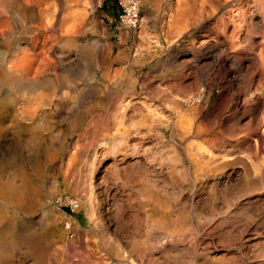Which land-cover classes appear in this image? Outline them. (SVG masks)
I'll list each match as a JSON object with an SVG mask.
<instances>
[{"label":"rangeland","instance_id":"1","mask_svg":"<svg viewBox=\"0 0 264 264\" xmlns=\"http://www.w3.org/2000/svg\"><path fill=\"white\" fill-rule=\"evenodd\" d=\"M16 1L0 0V264H264L256 0H140L134 36L118 0ZM234 18L242 66L214 63Z\"/></svg>","mask_w":264,"mask_h":264},{"label":"bare ground","instance_id":"2","mask_svg":"<svg viewBox=\"0 0 264 264\" xmlns=\"http://www.w3.org/2000/svg\"><path fill=\"white\" fill-rule=\"evenodd\" d=\"M26 1V0H25ZM34 1V0H33ZM33 1L31 2V3H33ZM39 1H42V0H39ZM15 2H17L16 0H2V3L3 4H5L6 5V7L7 8H9V9H14L15 10V12H16V10L17 9H21L20 7H23V4H20V7L17 5V3H15ZM30 2V1H29ZM36 2V1H35ZM38 2V1H37ZM256 2H257V4H256V8H255V10H251V12H252V14H257V15H259V17H260V19L257 21V23H256V25L259 27V28H263L264 29V0H256ZM27 3H28V1H27ZM36 4V3H35ZM34 6V5H33ZM21 12V11H20ZM17 13V12H16ZM18 14V13H17ZM34 14V13H33ZM17 16V15H16ZM241 16V15H240ZM20 19V18H19ZM4 20V19H3ZM233 24H234V27H233V29L231 30V33L228 35V39H227V41L225 42V45L224 46H221V44L220 43H215V44H212V45H210V54L212 55V60H213V62L215 63L216 61H218L221 57H223V56H225V57H227V58H230L231 57V59H232V61H233V63H236V64H238V65H240V66H242V64L241 63H243V60H242V58L240 57V55L238 56V53H236V50H238V49H236V37H238L237 36V34L241 31V28H242V26H243V24H242V19H236V18H234L233 19ZM244 22V21H243ZM248 24V23H247ZM253 24V23H252ZM51 25V24H50ZM1 26H2V24H1ZM176 26V25H175ZM225 26H226V24L223 26V28L221 29V31L222 32H224V34L225 35H227L226 33H227V30H226V28H225ZM249 26V25H248ZM252 26H255V24H253ZM244 27H245V25H244ZM175 28V27H174ZM243 30V29H242ZM250 32V31H249ZM264 32V31H263ZM264 37V36H263ZM262 37V41H260V42H262L261 43V45H262V50L261 51H259V53L258 54H256V56L254 55V56H252L250 59H249V67H251V68H259V69H262V72H261V74H264V38ZM6 38V37H5ZM4 38V39H5ZM226 38H227V36H226ZM247 38H250L251 39V37H249V35H248V37H246V40H248ZM249 39V40H250ZM252 40V39H251ZM250 40V41H251ZM36 41V40H35ZM149 42V41H148ZM254 42V41H253ZM36 43H38V42H36ZM35 43V44H36ZM239 45V44H238ZM36 46H37V44H36ZM239 47V46H238ZM36 48V47H35ZM252 48V47H251ZM250 51V50H249ZM4 56V55H3ZM243 57V56H242ZM5 58H6V56H5ZM0 59L2 60V59H4V58H1L0 57ZM8 60V59H7ZM9 62V61H8ZM15 62V61H14ZM2 63H4V62H2ZM12 63V62H11ZM6 64V63H5ZM14 63H12V64H10V65H13ZM18 64V63H17ZM16 64V62H15V65H17ZM7 65V64H6ZM9 65V64H8ZM9 65V68L11 67ZM19 65V64H18ZM18 65H17V67H18ZM3 66V65H2ZM5 67V66H4ZM17 67H15V68H17ZM8 68V67H7ZM13 68H14V66H13ZM20 69H21V67H19ZM23 68V67H22ZM4 69H6V67L4 68ZM19 69V70H20ZM1 70V69H0ZM2 70H3V67H2ZM9 70H11L12 71V69L10 68ZM17 70V69H16ZM22 70V69H21ZM20 70V72H22ZM37 70V69H36ZM35 70V71H36ZM252 70V69H251ZM14 71H15V69H14ZM13 71V72H14ZM26 71V70H25ZM38 71H39V69L36 71L37 73H35L36 75L35 76H37V75H39V74H41V72L40 73H38ZM40 71H42V69L40 70ZM260 71V70H259ZM16 72V71H15ZM34 72V71H33ZM1 73H2V71H1ZM4 74V73H3ZM8 73H6V75H7ZM21 74V73H20ZM236 75V74H235ZM239 75V74H238ZM253 76H254V73L253 74H251V75H248V76H245V80H248V81H251L252 79H253ZM2 77V76H1ZM7 77V76H6ZM263 77H264V75H263ZM16 78V77H15ZM31 78V77H30ZM37 78V77H36ZM40 78V77H39ZM10 79V78H9ZM17 79V78H16ZM15 79V80H16ZM33 79V78H32ZM1 80H3V79H1ZM0 80V81H1ZM6 80H8V78L6 79ZM11 80V79H10ZM26 80V79H25ZM38 80V79H37ZM37 80H35V81H37ZM9 81V80H8ZM14 81V80H13ZM17 81V80H16ZM39 81V80H38ZM3 82V81H2ZM15 82V81H14ZM18 82V81H17ZM16 82V83H17ZM22 82V81H21ZM10 83V82H9ZM30 83V82H29ZM28 83V84H29ZM32 83V82H31ZM34 83V82H33ZM36 83V82H35ZM34 83V84H35ZM250 83V82H249ZM13 84V83H12ZM18 84V83H17ZM20 84V88L21 87H23V84H22V86H21V83H19ZM27 84V85H28ZM40 84V83H39ZM42 84V83H41ZM29 85H31V84H29ZM28 85V86H29ZM37 85H38V83H37ZM25 86V85H24ZM39 86V85H38ZM34 87V85L32 86V88ZM19 88V87H18ZM28 87L26 86V89H27ZM29 88H30V86H29ZM34 89H37V87L35 88L34 87ZM22 90V89H21ZM31 90V89H30ZM256 90H258V88L256 89ZM20 91V90H19ZM35 91H37V90H35ZM25 92H26V90H25ZM29 92V91H28ZM32 92V91H31ZM21 93V92H20ZM34 93V92H33ZM29 94H30V92H29ZM32 94V93H31ZM34 94H36V93H34ZM260 94V93H259ZM253 98V97H252ZM251 100V99H250ZM255 105V108L258 110V111H260V112H263V116H264V108L262 107V101L261 102H255L254 103ZM256 104H258V105H256ZM38 107V106H37ZM36 108V107H35ZM39 111V110H38ZM24 112V111H23ZM25 115V114H24ZM29 115H31V114H29ZM26 116V115H25ZM27 117V116H26ZM19 119V118H18ZM29 119V118H28ZM22 120H24V119H22ZM15 123V122H14ZM18 123V122H17ZM257 141V140H256ZM254 144V143H253ZM253 146V145H252ZM210 149V148H209ZM198 150V151H197ZM196 151V153L195 154H198L197 156H203V158L205 157H207V158H209V160L210 159H212V153L210 152V150L208 151V150H201V148H199V149H197ZM207 151V152H206ZM194 153V152H193ZM194 155V154H193ZM217 156V155H216ZM201 159V158H200ZM205 162V161H204ZM205 164V163H204ZM86 206H87V208H86V210H87V215H89V216H93L94 215V210H95V208L93 207V205H92V203H91V201H90V199L89 198H87L86 199ZM152 223V222H151ZM170 222L169 221H167V220H154V222H153V224L154 225H157L156 227L158 228V226H159V228H160V226L162 227H164V225H168ZM152 226L153 225H151L150 227L152 228ZM155 227V228H156ZM162 227V228H163ZM166 227V226H165ZM154 229V228H153ZM152 229V230H153ZM155 230V229H154ZM151 232V231H150ZM9 243L8 244H10V241H8ZM0 243H3V242H0ZM4 244V246H5V243H3ZM11 245V244H10ZM0 246H2L1 244H0ZM4 246L3 247H1V248H4ZM0 248V249H1ZM6 248V247H5ZM9 246L7 247V250H8V253H9ZM2 251H5V250H2ZM118 252V251H117ZM3 254V252H0V254ZM4 254H6V251H5V253ZM120 256H121V254H119ZM3 256V255H2ZM2 256H0V257H2ZM3 257H5V256H3ZM2 257V258H3ZM131 257V256H130ZM50 258V257H49ZM63 258V257H62ZM131 258H133V257H131ZM5 259H6V257H5ZM55 259V258H54ZM130 259V258H129ZM2 260H4V258L2 259ZM60 260V259H59ZM63 260V259H62ZM6 260H4L3 262H5ZM64 261V260H63ZM129 261V260H128ZM3 264V263H2ZM129 264H132V260L129 262ZM217 264H224V263H217Z\"/></svg>","mask_w":264,"mask_h":264},{"label":"built area","instance_id":"3","mask_svg":"<svg viewBox=\"0 0 264 264\" xmlns=\"http://www.w3.org/2000/svg\"><path fill=\"white\" fill-rule=\"evenodd\" d=\"M141 19L140 0H118L116 10V21L120 28L125 29L131 35H135ZM82 199L79 195L60 194L52 199L51 203L58 207L74 212L81 205ZM72 221L66 219L64 226L72 231Z\"/></svg>","mask_w":264,"mask_h":264},{"label":"trees","instance_id":"4","mask_svg":"<svg viewBox=\"0 0 264 264\" xmlns=\"http://www.w3.org/2000/svg\"><path fill=\"white\" fill-rule=\"evenodd\" d=\"M116 13V12H115Z\"/></svg>","mask_w":264,"mask_h":264}]
</instances>
